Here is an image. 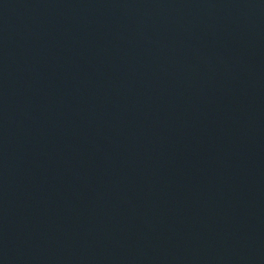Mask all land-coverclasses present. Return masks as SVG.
<instances>
[{
	"label": "water",
	"instance_id": "1",
	"mask_svg": "<svg viewBox=\"0 0 264 264\" xmlns=\"http://www.w3.org/2000/svg\"><path fill=\"white\" fill-rule=\"evenodd\" d=\"M0 264H264V0H0Z\"/></svg>",
	"mask_w": 264,
	"mask_h": 264
}]
</instances>
